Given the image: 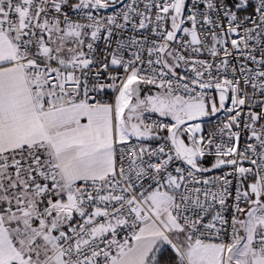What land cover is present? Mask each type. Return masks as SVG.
I'll return each mask as SVG.
<instances>
[{
  "label": "snow or ice",
  "instance_id": "obj_1",
  "mask_svg": "<svg viewBox=\"0 0 264 264\" xmlns=\"http://www.w3.org/2000/svg\"><path fill=\"white\" fill-rule=\"evenodd\" d=\"M0 264H264V0H0Z\"/></svg>",
  "mask_w": 264,
  "mask_h": 264
}]
</instances>
